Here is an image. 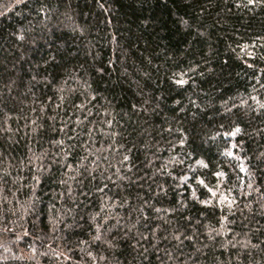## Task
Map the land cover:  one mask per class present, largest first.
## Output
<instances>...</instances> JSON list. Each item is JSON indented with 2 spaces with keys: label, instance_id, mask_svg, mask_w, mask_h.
Returning a JSON list of instances; mask_svg holds the SVG:
<instances>
[{
  "label": "trees",
  "instance_id": "obj_1",
  "mask_svg": "<svg viewBox=\"0 0 264 264\" xmlns=\"http://www.w3.org/2000/svg\"><path fill=\"white\" fill-rule=\"evenodd\" d=\"M0 264H264V0H0Z\"/></svg>",
  "mask_w": 264,
  "mask_h": 264
},
{
  "label": "snow or ice",
  "instance_id": "obj_2",
  "mask_svg": "<svg viewBox=\"0 0 264 264\" xmlns=\"http://www.w3.org/2000/svg\"><path fill=\"white\" fill-rule=\"evenodd\" d=\"M237 131H239V129H237Z\"/></svg>",
  "mask_w": 264,
  "mask_h": 264
}]
</instances>
